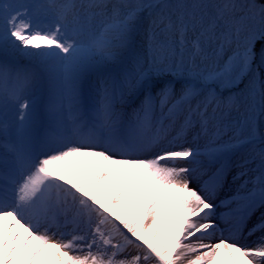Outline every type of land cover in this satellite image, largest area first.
<instances>
[{
  "label": "snow or ice",
  "instance_id": "1",
  "mask_svg": "<svg viewBox=\"0 0 264 264\" xmlns=\"http://www.w3.org/2000/svg\"><path fill=\"white\" fill-rule=\"evenodd\" d=\"M159 6L51 0L34 6L54 12L55 22L45 30L33 24L27 8L0 0V44L35 61L34 67L0 65V99L5 106H17L11 139L8 124L0 125L6 138L0 156V264H264V212L249 230V235L260 233L254 245L224 238L205 242L218 227L211 196L226 164L210 177L214 184L191 187L198 170L193 165L200 164L202 155L210 162L226 161L257 140L264 79L253 65L259 57L264 66V47L259 53L255 47L264 39V0L169 6V15L151 20L153 29L162 24L161 30L175 33L181 46L189 30L199 32L216 39L217 55L227 51V58L203 67L193 59L185 68L182 58L173 61L172 43H153L155 31H150V60L136 53L102 81L90 113L83 110L88 107L80 90L84 69L97 56L115 60L121 50L131 49L140 14ZM97 15L105 17L98 33L91 26ZM192 47L193 57L202 52L199 38ZM40 72L54 86L48 104L52 121L43 139L48 150L43 152L36 150L39 137L26 98ZM166 73L176 83L165 80ZM246 76L251 77L246 93L223 95ZM151 88L158 89L155 97ZM137 89L149 91L125 128L116 103ZM157 101L161 119L155 117ZM197 128L194 139L202 136L204 145H173ZM172 132L176 135L170 140ZM149 150L151 157L138 155ZM252 154L260 164L257 175L236 194L233 236L256 209H264V149ZM74 157L86 159L66 173L65 164ZM153 192L141 211L140 200ZM173 203L178 206L174 214L167 210Z\"/></svg>",
  "mask_w": 264,
  "mask_h": 264
},
{
  "label": "bare ground",
  "instance_id": "2",
  "mask_svg": "<svg viewBox=\"0 0 264 264\" xmlns=\"http://www.w3.org/2000/svg\"><path fill=\"white\" fill-rule=\"evenodd\" d=\"M57 1L58 2H62V0H57ZM74 2L75 3H81V2H87V0H74ZM124 2L130 3L129 5H131V4L134 5L133 3H136V2L138 3V0H124ZM219 2H221V0H210V4H216V3H219ZM107 4L110 5V2L108 1ZM140 19H139V22L137 24L138 31L141 30V28L143 27L142 22L147 20V18H144V20H143V17H141ZM104 21H105V17H103V16H99V15L93 16L92 19H91L92 29L96 25L101 24ZM33 24L35 25V23H33ZM161 29L162 28H160L158 30H153V31H155V38H154L153 43L159 44L161 42H165L164 38L161 37V33L163 32ZM218 35H219V30H217V36ZM148 37H149L148 35H146V37H143L141 43L136 45L135 50L134 51L131 50V52L128 53V57H126V59L124 60L123 64L128 63L130 61V59L132 58V56H134L136 53H139L141 56H143L146 61L150 60V51H149L150 44H149ZM197 38H199V39L202 38V37L199 36V32H193V31L189 30L187 32V36H186V44H188V42L193 41L194 39H197ZM205 38L207 40V43H208L207 45L208 46H206L207 49L203 51V56L209 55V53L213 49L217 48L215 46H218V41L216 39L209 40L207 36H205ZM145 41H148V43H146ZM200 43H202V40H200ZM178 46L180 47V50L175 51V56L173 57V61L174 62H179L181 60V58H182L183 63H184L185 59H183V57L181 55H184V53H185L184 52L185 44L183 46L178 44ZM140 48H142L143 51H140ZM127 52L128 51L124 52L123 54L125 55ZM0 53H2L1 50H0ZM111 62H112V60H103V59H100L99 56L95 57L92 60V62L84 69V71L82 73V76H85V77L80 81L81 93H84L85 92V88L89 87L88 84H89V81L91 79H96L97 85L100 86L102 84V81H104L105 79L108 78L107 77L108 75H110V74L111 75H113V74L115 75L118 72V70L120 69L121 66L120 67H116V64H112ZM103 66H108V68L107 69L103 68V70H102ZM51 85H52L51 86V91H52L51 92V96H52L53 95V91H54V86H53V84H51ZM39 89L40 88L38 87L37 91H39ZM145 91H146L145 89H139L135 93L134 99L135 98H141L142 95L145 94ZM157 91H158L157 88H154L153 91H151L153 97L156 96ZM40 100H41V98L37 101L36 106H38V103H39ZM46 100H47V98L43 99V101H42V103H41V105L39 107L43 113L44 112L46 113V115L44 116L45 119H46V121H45L46 124L43 125L42 131L39 134V142H38V146L36 148V150L38 152H43V151H47L48 150L47 147L43 144V139H44L46 131L49 129L48 125L50 123V119L52 118V115L50 114V112L48 110V104H46ZM83 110H85V108ZM90 111H91V109H90ZM38 117H39V115H38ZM133 122H134V119L132 120V123ZM1 123H5V122H0V125H2ZM12 125H14V124H12ZM128 126L124 125L125 128H127ZM0 129H2V127H0ZM198 131H199L198 128L195 129V135H196V132H198ZM172 133H173V136L171 138H174L176 134H175V132H172ZM144 134L147 135V134H150V133L147 130H145ZM185 141H187V138H186V135H183L180 139L173 140V145L175 147H179ZM4 143H5V141H3V138H0V156H2L4 151H5ZM195 143L204 144L205 143V139L202 136L198 137V138H196ZM151 152H152L151 150L144 151V152L138 153V155L149 156ZM248 154H250V151H248L247 148L244 145L243 148L241 147L238 150L232 152V154L228 155L226 161L224 162L226 164V167L224 168V171L226 170V173H227V171H230L231 174L235 178L239 177L244 184H245L246 181H248L251 178H254L257 175V169L259 167L258 157H256L254 154L253 155H248ZM85 159L86 158H84V157L70 158V160L68 162H66V164H65L64 171L66 173L69 172V171H72L74 165H78V164L82 165V162ZM242 165H244V167H241ZM0 166L2 167V165H0ZM193 167H196L197 169L199 168V166H197V165H193ZM242 172H246L247 175L242 176L241 175ZM200 173L201 172L198 169L196 174H195V176L192 178L191 187H194V188H197V189L203 188L204 185H202V183H200L198 181V176L200 175ZM80 174H81V172H80L79 168H77L76 169V175L79 176ZM222 179L220 180V182L218 184H215L214 192H213V195L211 196V200L213 198H215V197H222L225 194L230 192L229 185L223 184L224 181ZM210 184H212V182H210ZM154 194H155L154 192L153 193H149V194L145 195L140 200L139 207H140L141 211H143L146 203L150 199V196L154 195ZM169 195L172 196V195H176V194L175 193H169ZM179 195L183 196L181 193H179ZM229 204L235 205V206L239 205L236 202V200L234 198H232L228 202H225V203H221L220 202V203L216 204L215 206H216V208H221V207H224L225 205H229ZM177 207L178 206L176 204H174V203L173 204H169L167 210L174 214L175 211L177 210ZM262 212H264V209H261V208L256 209V211L248 218L246 227L244 229H242L239 233H236L235 236H233V229H232L231 226L227 227L226 229H223L221 226H219V225H223V224L227 223V222H224V221H226L227 216L222 215L220 213L213 214L212 218L214 220V223L217 226H219V227H217L214 230V232H213V234L211 236L206 238L205 242L214 243V242H218L221 238H224V239H227L229 241H232L233 239H235L241 245L252 246V244H253L252 237L256 233H259V232H256V233H254L252 235H249V230L251 228H247V226L252 220L259 218L261 216ZM132 215H133V213L130 210L128 212V218H131ZM236 216H237V212L235 213V216H234V219H233L234 222H235ZM17 227H19V226H17ZM52 230L53 231H57L56 228H53ZM59 231H62V232H65V233H70L71 232V228L61 227L59 229ZM162 235H164L163 232H161L158 235L157 240H159L160 236H162ZM199 235L200 234L198 233L197 236H199ZM174 238H175V233H172V239H174ZM193 239H195V237ZM33 243H37V242L34 241Z\"/></svg>",
  "mask_w": 264,
  "mask_h": 264
},
{
  "label": "rangeland",
  "instance_id": "3",
  "mask_svg": "<svg viewBox=\"0 0 264 264\" xmlns=\"http://www.w3.org/2000/svg\"><path fill=\"white\" fill-rule=\"evenodd\" d=\"M21 1H24V0H12L11 3H13L15 5H19L21 3ZM43 1L44 0L39 1L38 5H47L48 3H50V2H47L46 3V2H43ZM107 1L110 2V5H112V4L129 5L130 4L128 2H124V0H107ZM107 1L105 3H107ZM138 3H152V4H159L160 5L159 7H156L154 9H152L151 12H149L148 10H144L140 14L139 19L141 17H143V20H144V18H147V20H145L144 22H142L143 27L141 28V30L137 31L136 34H135L136 35L135 36V41H137V43H141L143 37H146V35L149 36L150 31L158 30L160 28H163V25L161 24L159 27H156V28L153 29L152 28V25H151V20L153 18L157 17V16H161V15L167 16V15H169L170 14V7L169 6L176 5V4H179V3H188V4H192V3H205V4H210V0H138ZM133 4L135 5V4H137V2L136 3H133ZM45 9H47V8H42L39 11L42 13ZM171 11H175V10L174 9H171ZM49 12L53 13V11L51 9H49ZM41 16L42 17H48L47 14H42ZM174 18L175 17H173V19ZM54 22H55V20H52V24H54ZM166 22L167 21L165 20V23ZM2 27H3V20H2V18H0V29H2ZM101 29H102V26H95L93 28V31L98 33L99 31H101ZM161 37L164 38V41L165 42H171L173 48L175 49V51L180 50V47L178 46L179 43L177 42L178 39H179V37L176 34L162 32L161 33ZM200 40H202V43H200L201 48H202V52L199 55H196L195 57H193L194 49L192 47V41L188 42V44L185 43V47H184V52L185 53H184V55H181L183 57V59H185V62L183 63L184 66H185V68H187L192 63L193 59L195 60V63L197 65H200L201 67H203V66H206V65H211V64H213L216 61H219V62L222 63L223 60L226 59L227 56L230 54L229 52L225 51V52L221 53L218 56L217 55L218 46H215L217 48L213 49L209 53V55L203 56V51L207 49L206 46H208L207 45L208 43H207V40H206L205 37L200 38ZM145 42L148 43V41H145ZM135 45L131 49H129V50L130 51L131 50H135ZM0 46H4V45L3 44H0ZM7 47L11 50V54L15 56L17 63H20L21 60L26 56L22 52H20V51L14 49L13 47H11V45H8ZM233 47H234V45H233ZM262 47H264V39H261L260 40L259 47L257 48V52L258 53H259V51H260V49ZM140 51H143V49L140 48ZM119 54H121V52H119L118 55ZM118 55H117V58L115 60L117 62L116 64L120 65V63L122 62V59ZM257 58H258V61H259V57H257ZM29 60L34 61L31 57H29ZM258 64H259L258 66L253 65V70L255 71V70L258 69L259 70L258 71V78L259 79H264V66H260V62H258ZM168 74H171L173 76L172 73H166L165 76H167ZM250 78L251 77H249V76L244 77L234 87H232L230 89H225L224 92H223V95L227 96V95H229L231 93H235L237 95H241V94L246 93L247 92V86L249 84V79ZM174 83H176V81ZM178 87H179V84H177V88ZM89 89L91 90V92L97 94L98 88L95 89V88L91 87ZM153 89L154 88H151L149 90L152 91ZM131 92L135 93L136 90L131 91ZM129 93L130 92H126L124 96H127ZM241 98H242V96H241ZM143 100L144 99H142V98L139 99V104L137 105V107H139V109H140V107L142 105L141 103H142ZM3 108H5V106L2 103H0V109L2 110ZM159 112H160V107H159V103L157 101V106H156L155 113H159ZM16 115H17V111L14 114V116L16 117ZM133 115H135V113ZM156 115L158 116V114H156ZM233 115H235V113H233ZM126 122L128 123V121H126ZM257 133H258V136H257V140H256L255 144L254 145L253 144H247V145H245V147L247 148V150L250 151V154H248V155H253L252 154L253 149H255L256 152H258L260 149H264V117L259 118L258 121H257ZM171 135H173V133H171ZM185 135H186V138H187V141H188V143H186L185 145H189V144L190 145H195L196 144L195 143V140L196 139H194V137H195V130L190 131V132H188ZM202 145H204V144H202ZM258 160H259V158H258ZM221 163H224V162L223 161L216 162L215 167L214 166H210V167L207 168L208 170H211L210 175L213 176V174L216 172V170L218 168H220ZM259 164H260V161H259ZM199 179H201L204 182L205 181H209V179H202V176H199ZM223 179H224V183L225 184L227 183L229 186L232 187V189H233V190H231L232 193H236L239 190H241V187L244 184L239 177L238 178H235L231 174L230 171H227V173H226V170H225V174H224V178ZM258 219L259 218L252 220L248 224L247 228L248 227L250 228L252 225H254L257 222ZM259 237H260V233H256L252 237V241H253V244L252 245H254L258 241Z\"/></svg>",
  "mask_w": 264,
  "mask_h": 264
}]
</instances>
